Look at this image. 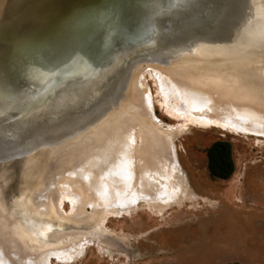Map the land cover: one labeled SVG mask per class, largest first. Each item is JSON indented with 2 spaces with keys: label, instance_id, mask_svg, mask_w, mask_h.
Returning a JSON list of instances; mask_svg holds the SVG:
<instances>
[{
  "label": "rangeland",
  "instance_id": "rangeland-1",
  "mask_svg": "<svg viewBox=\"0 0 264 264\" xmlns=\"http://www.w3.org/2000/svg\"><path fill=\"white\" fill-rule=\"evenodd\" d=\"M242 27L238 31L241 32ZM149 67L177 74L175 78L180 85L177 87L182 94L188 92L187 85L210 92L215 98L233 91L238 103L258 105L263 111L258 119L263 135L219 125L194 124L167 132L166 136L173 139L181 176L194 201L165 206L159 214L142 204L119 217L108 211H93L100 207L98 199H84L81 192L68 188L67 181L69 176V180L72 179L67 172L71 168L84 169L79 175H73L77 184L83 181L87 172L90 173L86 178L92 176L88 158L85 162L76 155L69 161L66 158L70 153L63 151L78 141L90 142L92 135L100 133L104 136L99 144L92 143V149L103 148L110 144V135L116 138L130 130L133 140L129 148V167L133 179L134 176L139 179L135 177L133 182H140L141 173L149 174L145 167L143 170L147 173L142 171L143 162L138 153L146 131L135 121L138 115L132 108L136 109L137 100L133 96L132 82L140 79L147 88L153 100V114L162 126L182 123L168 117L161 108L162 90L144 70ZM118 93L116 101L110 103L91 125L60 145L25 157L0 159V257L7 264H33L41 256L36 254L38 246L49 243L47 235L58 232L62 236L65 230L72 233L69 246L81 241L75 246H82L81 251L73 252L75 257L70 261L50 257L45 264H264V40L236 41L230 45L205 46L136 59L126 67ZM174 98L172 96L170 100L174 101ZM212 112L209 117L213 116L218 122L228 118L241 125V118L235 114L227 117L221 112L214 116ZM241 116H246L249 123L250 118H255L251 111ZM216 139L228 141L231 146L234 169L225 180L210 176L206 169L205 150ZM92 154L96 151L89 155ZM37 193L47 196V215L76 218V223L66 220L63 225L40 226L45 219L32 217L29 206L37 205L32 197ZM67 194L76 196V208ZM56 204L59 212L55 209ZM82 216L88 217L84 223H81ZM102 218L101 226L105 232L99 234L92 227ZM112 239L116 240L115 246L111 245Z\"/></svg>",
  "mask_w": 264,
  "mask_h": 264
},
{
  "label": "water",
  "instance_id": "water-1",
  "mask_svg": "<svg viewBox=\"0 0 264 264\" xmlns=\"http://www.w3.org/2000/svg\"><path fill=\"white\" fill-rule=\"evenodd\" d=\"M245 6V0H0V159L25 157L84 131L116 101L131 61L263 41L264 19L253 25L257 10ZM249 22L256 32L238 31Z\"/></svg>",
  "mask_w": 264,
  "mask_h": 264
},
{
  "label": "bare ground",
  "instance_id": "bare-ground-1",
  "mask_svg": "<svg viewBox=\"0 0 264 264\" xmlns=\"http://www.w3.org/2000/svg\"><path fill=\"white\" fill-rule=\"evenodd\" d=\"M245 1L247 6L249 3L251 8L257 10L254 17H252L253 25L257 26L258 23L264 19V0H260L262 3H260L259 0ZM247 6H245V10ZM238 10L239 9H234L233 11H235V14H232V16L236 15ZM227 11L230 12V10ZM253 25L251 22L245 24L242 27L241 32H256L258 29L253 27ZM144 70L149 72V74L157 81L160 90H162L163 100L161 102V108L164 110L165 114L170 118L182 121L180 124L166 123L162 126L157 116L153 114V100L147 88L143 86L140 79H136L135 83L132 82L131 87L133 96L135 100H137L136 109H132L134 114L136 116L138 115L137 118L140 120L137 121L136 116H133V118H136V123L146 131L141 138L142 142H140L141 144L138 149V153L143 162V167L141 165L142 171H144L143 168L145 167V169L149 171V174L143 173L144 175H142L141 168L139 169L138 167L141 174L138 171L137 173L143 177L140 178L141 180L138 184L133 182L137 176H134L133 179L130 170L131 168L129 167L131 160V149L129 148L131 147L130 145H132L133 140V134L130 133V130L122 133V135L120 134V136L116 138H112L110 135V144L103 148L95 145L99 144L104 136L100 133L92 135L89 139V141L91 140L90 142L83 143L82 141H78V143L69 150L63 151L65 153L67 151L70 153L69 155L71 157L69 156L66 158L69 161L76 155L78 158H82L85 162L88 158V168L91 172H93L91 174L92 176H89V178L87 176V179L86 175L90 172L86 171L87 174L84 175L83 181L77 184L73 175H79L84 169H69L67 172L72 175L73 180H69L70 176L69 179H67L68 177L66 178L68 181V188L72 191L75 190L77 192H81L84 199H98L100 207L95 208L93 211L100 210V213L108 211L114 217H119V214L127 215L132 210L136 209L140 204L144 205L149 211L158 212L159 214L160 210H162L165 206L176 203L180 204L186 201H194L193 195L187 189V185L181 176L182 173L179 170L180 165L175 156L176 148L173 144V139L166 136L167 132L171 133L181 126L194 124L203 127L219 125L222 127L232 128L240 132L263 135V133H261V123L258 121L260 116H262L263 111L259 110L260 107L258 105H255V107H253V105L250 106L248 104L249 102L241 101L243 102L242 104L238 103V99L234 100L235 97L233 91L222 93L223 96L221 95L215 98L210 92L201 91L194 86L192 87L187 85L186 87L188 92H184L182 94V92L178 89L180 86L178 84L179 82L177 81V78H175L178 77L177 74H173L170 71L166 72L155 67H149V69L144 68ZM169 73L173 74L174 77ZM224 94L227 95L224 96ZM172 96L175 97L174 101L177 102L170 100ZM205 100L210 103L208 102L209 104L207 105ZM244 103L249 106L244 105ZM218 109L220 111H218ZM248 111H251L255 117L250 118V123L247 121L248 118H246V116H241L242 113H246ZM211 112L214 116L221 112H223L227 117L231 114H235V116L241 118V125H238L237 121L231 122L228 118H224L223 121L218 122L213 118V116L209 117ZM246 123L249 124V126H246ZM92 143H95V149H92ZM93 151H96V154L89 155ZM183 175L186 179L184 171ZM150 176L156 178H150ZM70 196V199H72V206L76 208V196L69 194L66 195L67 198ZM32 197H34L37 202V205L35 206L28 204L31 209L30 213H32V217L36 216V219L38 220L45 219V223L39 224L40 226L42 225L44 228H47L54 223L56 225H63L66 220L70 221V223H76V221L74 222V219L76 218L70 219L61 217L58 214L47 215L46 212L49 207L47 205L48 199L46 195L37 193ZM91 208L94 209V206L92 207L91 205ZM55 209L59 212L57 204ZM208 214L209 212L206 213V215ZM90 218L94 221L92 217ZM80 219L81 223H84L85 219H88V217L82 216ZM100 220H103V218L99 219L97 222L95 221L96 226L92 227V230L97 231L99 234H103L105 230L101 226L102 221ZM66 226L67 225H65V227ZM64 233L65 234L62 236L58 232L48 234L46 239L49 243L47 245L42 244L43 246H38L36 254H40L41 256L36 262H33V264H37L39 261H42L43 264H45L50 257H54L57 260L62 261H70L74 259L75 256L73 252L76 251V253H79L82 249V246L75 247L81 241L76 242L75 246H69V243L72 242V233L71 231L65 230ZM115 242L116 240L112 239L111 245L115 246L117 244ZM0 264L7 263L0 257Z\"/></svg>",
  "mask_w": 264,
  "mask_h": 264
},
{
  "label": "trees",
  "instance_id": "trees-1",
  "mask_svg": "<svg viewBox=\"0 0 264 264\" xmlns=\"http://www.w3.org/2000/svg\"><path fill=\"white\" fill-rule=\"evenodd\" d=\"M206 169L210 176L228 179L233 172L231 146L228 141L216 139L205 150Z\"/></svg>",
  "mask_w": 264,
  "mask_h": 264
}]
</instances>
